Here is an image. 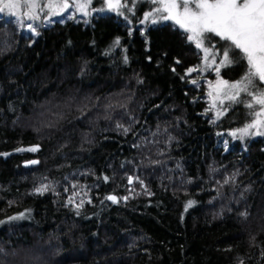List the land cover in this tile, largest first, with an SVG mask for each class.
<instances>
[{"label": "trees", "instance_id": "obj_1", "mask_svg": "<svg viewBox=\"0 0 264 264\" xmlns=\"http://www.w3.org/2000/svg\"><path fill=\"white\" fill-rule=\"evenodd\" d=\"M140 11L0 15V264H264V135H230L242 105L214 118L200 50Z\"/></svg>", "mask_w": 264, "mask_h": 264}, {"label": "snow or ice", "instance_id": "obj_2", "mask_svg": "<svg viewBox=\"0 0 264 264\" xmlns=\"http://www.w3.org/2000/svg\"><path fill=\"white\" fill-rule=\"evenodd\" d=\"M87 2L90 3V0ZM151 2L159 5L154 9L155 12L166 13V15H161V19L173 20L185 32L190 33L187 38L190 41H195L198 48L207 38L205 34H214L222 40L230 42L223 51V64L233 63L230 55L233 48L239 49L243 53L250 69L249 73L231 85L228 81H222V84L229 85L236 90V94L230 99L235 100L240 92H245L252 97V101L256 105L260 106V110L253 113L256 119L237 131L242 135H248L249 129H258L264 125V120L261 119V116H264V89L259 90L258 93L249 91V86L253 89L256 87L253 77L264 83V0H151ZM106 3L110 7L120 6V0H106ZM190 3H194L195 11L189 6ZM72 6L83 10L85 4L79 3V0H73V4H70V0H0V13H4L7 9L9 15L16 16L17 11L22 10L21 18L35 20L38 18L39 11L45 7L55 15L69 10ZM150 15H152L151 12L146 13L145 18ZM27 26L35 31L31 23ZM253 102H249L246 106L253 108ZM255 134L264 135L259 131ZM22 150L18 149V151ZM28 150L35 151L36 149ZM29 163L34 164L37 161ZM129 181L131 182V178ZM43 188L46 186H42ZM42 189H37V191H42ZM107 199L114 203L117 202L115 196H108ZM123 199H127V197ZM192 203L189 201L185 210L191 207Z\"/></svg>", "mask_w": 264, "mask_h": 264}, {"label": "rangeland", "instance_id": "obj_3", "mask_svg": "<svg viewBox=\"0 0 264 264\" xmlns=\"http://www.w3.org/2000/svg\"><path fill=\"white\" fill-rule=\"evenodd\" d=\"M79 3L85 4V7L83 8V10H80L76 6H72L70 7L69 10H66L65 12L58 13L55 15L52 14L45 7L43 10L39 11L38 18L35 20H28L26 17L21 18L22 10H18L16 16L9 15L7 9L5 10L4 13H0V15L4 14V15H9L10 17L12 16V18L17 20V23L19 24L21 29L23 28L34 34H37L38 28L40 27L43 28V26H47L53 23V20L59 17H63V18L68 17V18H73V19L74 17L75 18H78V17L88 18L89 15H92L94 13L104 12V14L113 13L114 15L118 14L123 17L130 18L133 12H136V10H138L139 7H142V11H140V18H139L138 23L142 25L143 27H146L147 25L158 23V22H161V23L169 22V23H172L178 26V28L180 27L173 20L161 19V15H166V13L161 14V13L155 12L154 9L159 7V5L153 4L151 0H120V6H112V7H110L109 4L106 3V0H90V3H88L87 0H79ZM70 4H73V0H70ZM189 6L194 11L196 10L194 3H190ZM149 12H151L152 15L145 18V14ZM29 23L33 25V28L35 29V31H33L27 26ZM182 30L184 31V29ZM187 34L188 36L190 35V33H187ZM205 35L207 38L204 40L203 45L199 48L196 46L200 50L199 52L202 53V56H203V60H201L202 65L200 66L198 71H200V74H199L200 76H203L206 73L212 74V78H210L209 80L205 82L208 86L207 95L209 99V105L212 106V110H213L212 114L214 115V118H218L222 114H225V112H227L230 107H233L235 105H242L241 107L244 108V113L246 115L245 116H243L242 114L240 115L242 116V121L244 122H242V124H240L238 128L232 129L229 134L232 136H236L237 139L239 140H244L245 138L247 139L248 137L262 136V135H257L255 133L257 131L264 133V125H262L258 129L257 128L249 129L248 135H242L239 131H237L238 129L244 128L246 125L250 124L254 119H256V116L253 113L255 111L260 110V106L256 105L252 101V97L247 95L245 92H240V94L236 96L235 100L230 99L231 96L236 94V90L229 87V85L235 83L236 81L241 80L250 71L247 61L243 56V53L239 49L233 48L232 52L230 53L233 63L223 64L222 63L223 51L225 50V48L229 46L230 42H226L222 40L220 37L215 36L214 34H205ZM191 42L196 45L195 41H191ZM206 49L207 51H205ZM230 66H232V68L233 66L235 67V69H233L231 73L236 72V71L238 72V75L234 79L226 78L221 73L223 72V70L227 69ZM253 80H254L256 87L255 89H253L251 86H249V91H256L258 93L259 90L264 89V83L260 82L258 78L253 77ZM222 81H228L229 85L222 84ZM61 102L62 101H60L57 104L61 107L60 111L66 109L68 105L67 101L62 102V103ZM249 102H253L254 104L253 108H248L246 106ZM44 108H45V105H44ZM34 117L37 119V117H43V114L41 112L39 113L36 112V115ZM35 118L34 119L32 118V120L28 121V123L26 124L27 125L30 123L34 124L33 121L36 120ZM261 119L264 120V116H261ZM35 123L40 125L41 127L43 126L42 124H40L39 120L35 121ZM233 133H235V135H233ZM129 178H131V182L129 181V179H127V182L129 185H131L133 183L134 178L133 176H130ZM42 186L48 187L49 185L43 184ZM76 186L77 185H75V187ZM36 248L37 247H35L34 249L37 250Z\"/></svg>", "mask_w": 264, "mask_h": 264}, {"label": "water", "instance_id": "obj_4", "mask_svg": "<svg viewBox=\"0 0 264 264\" xmlns=\"http://www.w3.org/2000/svg\"><path fill=\"white\" fill-rule=\"evenodd\" d=\"M35 161H36V160H35ZM37 163H38V161H37ZM35 164H36V163H34V164H33V163H28V164L26 163V164H24V166H28V165L30 166V165H35Z\"/></svg>", "mask_w": 264, "mask_h": 264}, {"label": "bare ground", "instance_id": "obj_5", "mask_svg": "<svg viewBox=\"0 0 264 264\" xmlns=\"http://www.w3.org/2000/svg\"><path fill=\"white\" fill-rule=\"evenodd\" d=\"M34 161H35V160H34ZM36 161H38V160H36ZM28 163H29V162H28ZM28 163H27V164H28ZM38 163H39V162H38ZM38 163H36V164H38ZM36 164H35V165H36ZM28 166H29V165H28ZM28 166H26V167H28ZM30 166H33V165H30Z\"/></svg>", "mask_w": 264, "mask_h": 264}]
</instances>
